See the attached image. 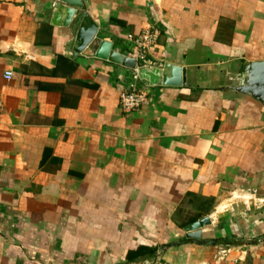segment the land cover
Masks as SVG:
<instances>
[{
  "label": "crops",
  "instance_id": "0c3cea01",
  "mask_svg": "<svg viewBox=\"0 0 264 264\" xmlns=\"http://www.w3.org/2000/svg\"><path fill=\"white\" fill-rule=\"evenodd\" d=\"M82 2L127 58L157 28L151 67L187 85L140 79L126 112L133 69L72 53L60 0H0V264H264V104L239 82L264 0Z\"/></svg>",
  "mask_w": 264,
  "mask_h": 264
},
{
  "label": "water",
  "instance_id": "95a60500",
  "mask_svg": "<svg viewBox=\"0 0 264 264\" xmlns=\"http://www.w3.org/2000/svg\"><path fill=\"white\" fill-rule=\"evenodd\" d=\"M58 13L67 12V23L72 31V53H85L87 56H97L112 62L132 68L138 67L139 78L150 86H183L187 85V70L173 64L164 67H150L138 65L136 59L127 58L123 54L112 50L113 43L103 40L99 35V27L86 12L82 0H60L57 6ZM240 90L253 93L264 104V61L246 62L240 73ZM204 222H196L189 228V236L201 237L200 226Z\"/></svg>",
  "mask_w": 264,
  "mask_h": 264
},
{
  "label": "built area",
  "instance_id": "2783aa9c",
  "mask_svg": "<svg viewBox=\"0 0 264 264\" xmlns=\"http://www.w3.org/2000/svg\"><path fill=\"white\" fill-rule=\"evenodd\" d=\"M161 32L157 28H149L143 31L140 35H137L132 42L134 43V57L138 65H146L151 67V58L155 47L157 46ZM5 77L7 79L13 78V72L6 71ZM140 78L138 75V67L133 70L132 81L128 88L121 93V106L126 112L135 111L141 106L150 101L149 92L138 86ZM3 104L0 101V111ZM264 240V238H263ZM262 241V239H258Z\"/></svg>",
  "mask_w": 264,
  "mask_h": 264
},
{
  "label": "trees",
  "instance_id": "16d2710c",
  "mask_svg": "<svg viewBox=\"0 0 264 264\" xmlns=\"http://www.w3.org/2000/svg\"><path fill=\"white\" fill-rule=\"evenodd\" d=\"M147 251V250H146ZM145 249H139L137 252H136V258L137 257H140L142 255H144V253L146 252ZM150 255H155L156 253V250H150L148 251ZM135 257H133L132 259H136Z\"/></svg>",
  "mask_w": 264,
  "mask_h": 264
},
{
  "label": "rangeland",
  "instance_id": "374dc122",
  "mask_svg": "<svg viewBox=\"0 0 264 264\" xmlns=\"http://www.w3.org/2000/svg\"><path fill=\"white\" fill-rule=\"evenodd\" d=\"M156 264H165V263H163V262H161V261H158Z\"/></svg>",
  "mask_w": 264,
  "mask_h": 264
}]
</instances>
